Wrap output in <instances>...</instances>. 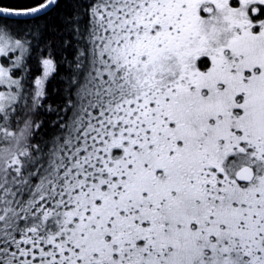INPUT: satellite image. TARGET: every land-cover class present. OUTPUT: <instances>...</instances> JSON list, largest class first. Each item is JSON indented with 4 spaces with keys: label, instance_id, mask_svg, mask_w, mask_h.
Returning a JSON list of instances; mask_svg holds the SVG:
<instances>
[{
    "label": "snow or ice",
    "instance_id": "6c2138e0",
    "mask_svg": "<svg viewBox=\"0 0 264 264\" xmlns=\"http://www.w3.org/2000/svg\"><path fill=\"white\" fill-rule=\"evenodd\" d=\"M0 264H264V0H0Z\"/></svg>",
    "mask_w": 264,
    "mask_h": 264
}]
</instances>
